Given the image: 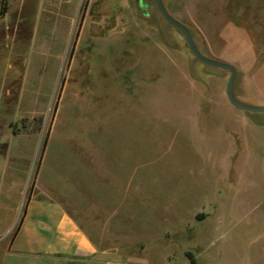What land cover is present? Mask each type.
Wrapping results in <instances>:
<instances>
[{
	"label": "rangeland",
	"instance_id": "374dc122",
	"mask_svg": "<svg viewBox=\"0 0 264 264\" xmlns=\"http://www.w3.org/2000/svg\"><path fill=\"white\" fill-rule=\"evenodd\" d=\"M142 1L147 10L141 0H54L53 11L25 18L34 25L23 27L21 53L0 41V151L22 133L32 155L23 214L44 155L87 162L106 153L123 189L107 196L138 202V216L122 226L138 239L134 255L195 263L212 218L264 217V114L234 107L230 72L196 60L154 0ZM163 1L205 56L237 68V98L264 106V0ZM14 54L21 92L11 113L5 74ZM256 228L245 239L253 250L264 248ZM10 264L77 262L25 256Z\"/></svg>",
	"mask_w": 264,
	"mask_h": 264
},
{
	"label": "crops",
	"instance_id": "0c3cea01",
	"mask_svg": "<svg viewBox=\"0 0 264 264\" xmlns=\"http://www.w3.org/2000/svg\"><path fill=\"white\" fill-rule=\"evenodd\" d=\"M53 2L0 0V10L5 7L4 15L0 16V41L9 48H19L17 53H21L23 27L34 25L25 18L35 17L39 12L48 14L59 6ZM15 54L5 74V80L12 84V90L6 95L14 101L11 100L4 107L11 113H15L13 104L21 92L17 61L22 57ZM22 112L18 108L15 119ZM7 141L4 150L0 151V241H9L0 254L1 264H10L11 259L15 263L25 256L68 262L75 260L77 264H151L149 260L134 255V249L139 248L138 239L122 228L138 216V202L134 206L133 201L125 202L107 196V193L116 194L123 189L114 182L118 169H107L106 153L91 155L87 162L76 154L63 156L53 153L55 156L52 158V153L44 155L34 181L33 195L23 214L28 161H31L32 155L23 153L22 133H11ZM128 189L125 191L129 192ZM256 204L260 205L258 208L262 202ZM3 214L7 216L6 221L1 220ZM209 225L213 236L207 239L209 244L195 252L193 262H264V248L253 250L251 246H245L250 232L257 231L256 227L264 228V217L245 216L239 220L215 217ZM257 243L263 244L261 240ZM183 264H187V261Z\"/></svg>",
	"mask_w": 264,
	"mask_h": 264
},
{
	"label": "water",
	"instance_id": "95a60500",
	"mask_svg": "<svg viewBox=\"0 0 264 264\" xmlns=\"http://www.w3.org/2000/svg\"><path fill=\"white\" fill-rule=\"evenodd\" d=\"M154 2L156 4L161 16L163 17V19L168 24L175 27L176 29H178L182 33V35L184 36L185 41L189 47V50L191 51L193 56L196 58V60H198L199 62H201L202 64H204L206 66L223 69V70H227L230 72V77L228 80V85H227V90H226V94H227V98H228L229 102L234 107L241 109L243 111L253 113V114H264V106H253V105L247 104V103H245V102H243L237 98V96L235 94V83H236L237 76H238L237 68L235 66H233L232 64H229V63H226V62L205 56L199 50L198 46L196 45L191 31L188 29V27L185 24H183L182 22H180L179 20L174 18L169 13V11L167 10V8L164 4V1L163 0H154ZM141 4L146 10L148 9L147 5H143L142 0H141Z\"/></svg>",
	"mask_w": 264,
	"mask_h": 264
},
{
	"label": "trees",
	"instance_id": "16d2710c",
	"mask_svg": "<svg viewBox=\"0 0 264 264\" xmlns=\"http://www.w3.org/2000/svg\"><path fill=\"white\" fill-rule=\"evenodd\" d=\"M4 13H5V7L0 10V16L4 15Z\"/></svg>",
	"mask_w": 264,
	"mask_h": 264
},
{
	"label": "built area",
	"instance_id": "2783aa9c",
	"mask_svg": "<svg viewBox=\"0 0 264 264\" xmlns=\"http://www.w3.org/2000/svg\"><path fill=\"white\" fill-rule=\"evenodd\" d=\"M189 264H197V263H189Z\"/></svg>",
	"mask_w": 264,
	"mask_h": 264
}]
</instances>
